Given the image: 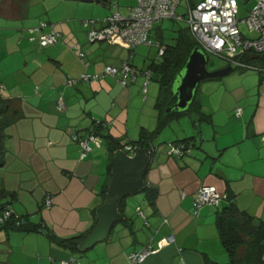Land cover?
Listing matches in <instances>:
<instances>
[{"label": "crops", "instance_id": "obj_1", "mask_svg": "<svg viewBox=\"0 0 264 264\" xmlns=\"http://www.w3.org/2000/svg\"><path fill=\"white\" fill-rule=\"evenodd\" d=\"M115 1L0 0V95L13 115L2 136L7 151L0 166V212L10 209L22 222L43 223L59 238L86 236L93 228L113 162L103 137L101 147L93 146L83 156L70 131L82 138L96 120H103L107 126L102 133L126 144L158 123L147 95L150 79L146 86V80L142 82L145 68L138 73L134 65L135 76H129L126 85L121 75L66 85L69 78L98 74L107 65L132 64V48L89 38V31L101 29L112 12L127 16L137 4ZM42 22L48 24L44 29L39 28ZM51 27L61 39L41 46L39 37ZM161 37L163 21L152 30L157 47ZM255 58L250 53L241 59L250 67L235 65L226 76L201 82L198 101L209 116L195 127H173L178 134L195 135L191 154L170 155L167 143L174 139L154 140L146 176L158 187L156 208L145 195L138 196L122 210L132 225L117 222L113 236L80 256L45 234L0 226V264H11L16 253L38 254L39 264H62L69 257L78 264H132L128 253L147 243L159 250L139 264H226L229 255L216 225L223 204L206 205L196 213L193 201L200 186L214 185L230 193L240 209L264 221V63ZM60 97L63 110L58 108ZM145 112L151 114L146 120ZM47 196L50 208L44 206ZM170 235L173 241L159 247Z\"/></svg>", "mask_w": 264, "mask_h": 264}, {"label": "built area", "instance_id": "obj_2", "mask_svg": "<svg viewBox=\"0 0 264 264\" xmlns=\"http://www.w3.org/2000/svg\"><path fill=\"white\" fill-rule=\"evenodd\" d=\"M255 4L250 9L244 19L239 18L238 0H186L184 13H179L178 7L181 0H137V4L129 8L127 16L119 12H112L104 20V26L99 30L89 31L91 41L109 40L119 42L121 45L131 49L141 44L152 45L151 31L155 24L165 19L185 20L189 26L193 38L198 46L206 53L223 58L228 64L233 66L250 67L241 61L244 54L264 53V0H254ZM116 5V1L113 3ZM89 22V21H88ZM88 22H85L86 24ZM92 23V22H91ZM245 23L247 33L240 29L239 24ZM46 22H42L39 28L47 27ZM36 28L30 29L31 31ZM61 39L60 33L53 27L50 31L44 32L39 37L41 46H50ZM164 50L159 49V55ZM260 70L264 71V67ZM136 68L129 62H124L122 66L116 67L107 65L98 74L82 73L78 78H69L66 85H74L80 81H94L106 76H122V82L126 85L129 76L134 77ZM145 86L151 78V72L146 71ZM0 85V92L3 90ZM146 90V88H145ZM58 108L65 109L63 98L58 100ZM242 108L237 109V115H241ZM102 123L100 120L94 122V127L85 137L80 138L76 130H71L73 140L77 141L83 150V156L95 147L102 146V139L96 132V127ZM105 125V123H103ZM107 124V123H106ZM132 150L131 146L125 148ZM133 151V150H132ZM131 151V152H132ZM191 149L183 144L170 145L169 154L182 157L190 154ZM133 153V152H132ZM130 153V154H132ZM226 194L214 185H202L197 190L194 197V207L197 213L199 209L206 205L218 206L225 199ZM52 200L47 196L44 206L50 208ZM139 215L146 221V215L140 207L137 208ZM12 211L5 209L0 213V225L11 219ZM147 223V222H146ZM173 241L170 235L159 242V247ZM153 244L148 243L142 249L128 255V261L132 264L142 263L151 254L156 253ZM62 264H78L76 258L71 257L63 260Z\"/></svg>", "mask_w": 264, "mask_h": 264}, {"label": "trees", "instance_id": "obj_3", "mask_svg": "<svg viewBox=\"0 0 264 264\" xmlns=\"http://www.w3.org/2000/svg\"><path fill=\"white\" fill-rule=\"evenodd\" d=\"M165 20H169V19H165ZM173 20L177 21V19H173ZM157 24H155L154 27ZM150 36L152 40V31ZM158 39H160L161 41L158 44V56L161 59L159 58L153 59L151 63L143 70V72L150 71L151 73L154 70L156 72V75L159 77L160 92L156 103V107L159 110L157 116L158 123L156 125V128H154L151 131L148 129H143L141 131L140 137L137 140L123 144L121 143L120 139L114 138L109 134L106 135L102 133V130L107 126L106 124L107 122L100 120L102 121V123H100L99 126L96 127V132L101 137H103L112 156L114 151L120 148L125 150L127 146H131L133 150V151L132 150L127 151L128 153H132L136 151V149L139 147L149 149L152 152L155 148L154 140L156 137H158V136L155 137L156 133L160 131H161L160 133H162L164 127H167V125H169V123L171 122L169 120L170 118L173 117L177 118L178 116L180 117V115L182 117L189 116L191 118V123L194 124L195 127L197 122H200L203 119H206L207 116H209L208 114L204 113L201 108V104L198 101L199 94L194 95L192 101L189 103L186 109L175 110L174 108H172L170 111H168V109L173 107V105L178 100L177 94L171 93L173 86L178 78V75L183 71L193 49L196 46H198L196 40L193 38L190 32L188 24L186 28L181 27L180 29H178V34L176 37V41L174 43L171 44L165 43L163 37ZM142 45H149V44H142ZM152 45H155V43L153 42ZM160 48L164 50L163 54L161 55H159ZM255 55L257 57L259 56L258 54ZM249 56L250 53L248 54L246 53L240 59L244 57L248 58ZM9 108L10 105L7 99L3 98L0 95V166H2L5 162V154L7 151L2 141V136L4 135L3 131L13 120V115H11ZM103 123H105V125ZM170 127L173 129L175 133H177L176 129L173 128L174 126L171 125ZM181 133L182 135L177 137V139H174L173 141L167 143L168 151L170 149V145L172 144H183L187 148L189 147L191 149L190 152L191 154L195 145L193 143L195 135L184 136L185 132L182 131ZM178 135L179 134H177V136ZM112 167H113V162L108 168V173L110 174ZM146 175H145L146 186L142 190L144 191L146 199L149 202V204L152 205L154 208H156L158 187L150 183L147 180ZM106 188L107 186H105V188L102 191L103 195H105ZM225 194L226 197L221 202V204H223L222 208L217 215L216 225L219 231L222 245L229 255V261L226 264H264V221L256 217L255 215L240 209L237 203L234 201L233 196L227 192ZM123 202L120 205L121 212H122L121 207L123 205ZM2 211L3 210H1V212ZM12 215L13 216L11 217V219H9L5 224L0 225L2 226V228L6 230L16 229L24 232H41L47 235L51 241L58 243V245L67 247L74 252L79 251L77 248L78 242L85 235L73 236L70 238H59L55 236L54 233H52L51 231H48V229L45 227L43 223L33 224L27 220H24L22 222L23 219L22 216H18L14 213H12ZM120 222L127 223L130 226L132 225V220L126 217L123 221ZM146 222H147V218H146ZM144 246H142L140 249H142ZM130 253H128V255ZM128 255H127V259H128Z\"/></svg>", "mask_w": 264, "mask_h": 264}, {"label": "water", "instance_id": "obj_4", "mask_svg": "<svg viewBox=\"0 0 264 264\" xmlns=\"http://www.w3.org/2000/svg\"><path fill=\"white\" fill-rule=\"evenodd\" d=\"M262 58L264 59V53ZM233 69L234 67L228 64L223 68L210 70L206 53L196 46L173 86L171 93H176L178 100L168 111L172 108L175 110L186 109L202 81L214 77H224ZM151 155V151L143 147L137 148L132 154L121 148L114 151L111 177L104 200L96 209L97 221L90 232L79 240L77 248L80 252H85L97 243L103 242L112 227L125 219V215L120 211V205L127 196L145 188V175L150 166Z\"/></svg>", "mask_w": 264, "mask_h": 264}, {"label": "rangeland", "instance_id": "obj_5", "mask_svg": "<svg viewBox=\"0 0 264 264\" xmlns=\"http://www.w3.org/2000/svg\"><path fill=\"white\" fill-rule=\"evenodd\" d=\"M114 2H115V0H113V3ZM238 4H239V18L244 19L248 15L250 9L255 4V1L254 0H238ZM185 7H186V0H181V4L178 7L177 11L179 13H184ZM239 26L243 32L247 33V27H246L245 23H240ZM181 27L182 28L187 27V22L185 20H177V21H175L173 19L164 20L163 21L164 42L168 43V44L174 43L176 41L178 29H180ZM131 53H134V54H133V56L131 54V57L129 60H131V63L137 67L138 73H141L142 69L146 68L147 64H149V62H151L153 59L159 58L158 47L156 45H142L141 44V45L136 46V48H132ZM261 55L262 54H260L259 55L260 57L258 56L254 60L255 61L259 60V61L264 63V60L261 58ZM206 56H207L208 68L210 70L219 69V67H223L226 65V61L221 57L214 56L212 54H206ZM159 59H161V58H159ZM142 76H143L142 77V82H143L144 79L146 80V76H144V75H142ZM149 82H150L148 85L149 93H147V95L151 94V101L153 103V105H151V106H153V109L151 107L150 110L155 111L154 112L155 114H153V115L156 118V119L155 118L154 119L157 121V116H158L159 110L156 107V103H157L158 95L160 92V81H159V77L156 75V72L154 70L151 73V78H150ZM201 84L202 83H200L195 90V94H197V95L200 93ZM152 96H153V98H152ZM174 114H176V113H174ZM150 115H151L150 112H145L144 113V117H145L144 120L150 118ZM173 118L169 119L171 122L169 123V125H167V127H164V130L162 131V133H160L161 131L156 133L155 137L158 136V137H156L157 139L162 138V137H165V139H171V140L177 139V137L181 136V134H179L177 136L178 133H175L170 126L171 125L172 126H175V125L178 126L181 123L182 124L185 123L187 125L191 124V118L189 116L182 117L180 115V117L178 119L176 117L174 119ZM167 147H168V145H167ZM143 195H145V193L142 190V191H139L133 195L127 196L123 202L121 209L123 210V208H124V206H126V204L128 205V204H131L132 202H135V198H137L138 196H143ZM134 217L136 218L137 216H134ZM115 228H116V226L112 227L108 237L113 236ZM39 234L44 235V233L42 234L41 232H39ZM83 253L84 252H80V251L74 252V254L77 256H80ZM40 259L41 258H40V256H38V254L37 255L28 254L27 256L25 255L23 257H20L19 254L16 253L11 264H39L38 260H40ZM46 259H49V258H46ZM42 264H52V263L48 260L47 263L42 262Z\"/></svg>", "mask_w": 264, "mask_h": 264}, {"label": "clouds", "instance_id": "obj_6", "mask_svg": "<svg viewBox=\"0 0 264 264\" xmlns=\"http://www.w3.org/2000/svg\"><path fill=\"white\" fill-rule=\"evenodd\" d=\"M233 66V65H232Z\"/></svg>", "mask_w": 264, "mask_h": 264}]
</instances>
